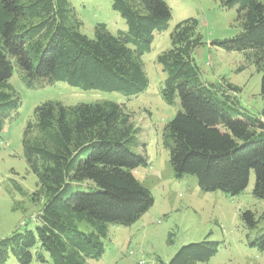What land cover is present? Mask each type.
<instances>
[{
	"label": "trees",
	"instance_id": "1",
	"mask_svg": "<svg viewBox=\"0 0 264 264\" xmlns=\"http://www.w3.org/2000/svg\"><path fill=\"white\" fill-rule=\"evenodd\" d=\"M110 2L126 29L112 34L96 24L89 38L80 32L69 0H0V130L8 111L20 103L8 82L15 65L26 87L43 79L128 97L147 89L141 57L150 52L153 34L167 30L171 9L165 0ZM220 6L236 7L240 31L210 44L242 54L261 73L264 113V0H220ZM198 27L193 18L177 23L170 48L156 59L166 75L161 99L173 105L178 98L180 104L164 134L173 175L195 176L202 192L233 197L246 189L252 172V195L264 200V120L231 97L239 87L202 81L192 57L203 45ZM134 147L136 128L122 104L45 102L35 107L23 132V159L37 180L35 197L45 201L34 231H14L0 239V264L10 256L18 264H31L34 258L46 263L43 252L50 264L99 259L108 224L130 226L153 206L150 191L133 175L148 159ZM241 219L248 229L257 226L251 211H243ZM81 223L90 231H80ZM218 246L207 239L184 245L167 264L208 262ZM250 247L264 251V229Z\"/></svg>",
	"mask_w": 264,
	"mask_h": 264
},
{
	"label": "rangeland",
	"instance_id": "2",
	"mask_svg": "<svg viewBox=\"0 0 264 264\" xmlns=\"http://www.w3.org/2000/svg\"><path fill=\"white\" fill-rule=\"evenodd\" d=\"M171 9L167 30L155 32L149 53L141 59L148 78L147 89L138 96L128 97L117 92L83 91L63 82L49 84L37 79L26 87L19 78L15 65L9 79L20 103L10 109L0 130V239L14 231L31 230L45 199L35 197L37 180L24 159L22 137L26 125L33 121L35 107L45 102H59L66 107L109 101L122 104L131 115L136 128L138 147L133 151L146 155L148 164L133 171L136 180L153 197V206L134 224L107 225V236L102 239L104 253L86 264H167L184 245L205 239L219 243L217 253L205 263L196 264H264V251L250 247L264 229V200L253 197L254 174L251 172L246 189L237 196L221 192H202L195 176L175 178L169 164V152L164 145L165 127L180 110L178 98L173 105L166 104L160 88L166 77L156 62L158 55L170 48L169 35L175 25L186 19L199 22L198 33L203 45L192 54L201 79L221 87L225 83L240 88L230 93L240 108L264 120L260 97L261 73L248 64L242 54L226 52L211 46L214 40L234 37L240 31L236 22V7L225 9L220 0H165ZM82 26L80 32L93 37L96 24H104L116 34L126 24L111 8L110 0H69ZM90 185L88 183L83 186ZM245 210L255 214L257 226L248 229L241 219ZM78 229L90 231L81 223ZM36 258L31 264H50ZM7 264H18L9 257Z\"/></svg>",
	"mask_w": 264,
	"mask_h": 264
}]
</instances>
